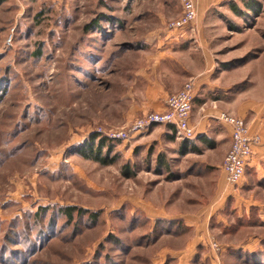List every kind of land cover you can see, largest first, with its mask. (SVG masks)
Returning <instances> with one entry per match:
<instances>
[{
  "label": "rangeland",
  "instance_id": "1",
  "mask_svg": "<svg viewBox=\"0 0 264 264\" xmlns=\"http://www.w3.org/2000/svg\"><path fill=\"white\" fill-rule=\"evenodd\" d=\"M179 2L0 0V264H264V159L231 185L208 166L227 139L204 146L190 120L189 139L164 123L135 131L167 109L157 93L180 67L167 36L185 28L182 57L214 67L210 102H254L264 119V0L243 15L213 3L183 28L170 24ZM196 82L168 93L191 83L196 97ZM99 137L110 164L82 156Z\"/></svg>",
  "mask_w": 264,
  "mask_h": 264
},
{
  "label": "crops",
  "instance_id": "2",
  "mask_svg": "<svg viewBox=\"0 0 264 264\" xmlns=\"http://www.w3.org/2000/svg\"><path fill=\"white\" fill-rule=\"evenodd\" d=\"M221 1L224 0H195L196 8H198L200 14H205L210 9V6L213 5V3H220ZM179 6L181 9L180 2H179ZM170 34L167 36V39L170 38L169 40L170 42H172V47H173L172 52L174 54H177L178 56L177 57L178 59L175 57V55H174L175 58L172 57V59L176 62L178 61L177 62L178 67L179 66L180 67L179 70L176 71L173 70L174 81L170 86V89L161 88L160 90H158L157 96L162 97V101L158 104V107L162 109L165 108V102L163 101L165 98H167L168 94H170L168 92L178 90L181 87L183 81L187 80V78H193V77L196 78L197 95L194 100L191 118H190L191 124L194 125L197 129L196 139L199 141V143L201 144L204 143L205 144L204 146H207L209 148H214L215 146L218 145L219 142L220 143L222 141L225 142L227 139L226 143H223L226 146V148L225 147L224 148L227 150L230 149L232 143L231 127L227 124L222 123L220 120L219 121L222 125V128L224 127L223 130L221 128H217V127L215 128L211 124L217 119V117L220 115L221 112L234 113L244 118L247 115V113H249L252 110V112H255L254 113L255 118L252 119V121L250 122L251 131L253 133L255 132L260 134L262 138V142L254 147L252 152L253 155L251 156L248 162V166H253V165L257 166L261 162V160L264 159V119L263 121L259 120L260 119L259 113L260 110L262 109L259 110L254 108V104H255L254 102L224 104L223 97L221 95H219V97L218 96L216 97L214 94L211 95L215 97L210 102L209 96H207V94L204 93L205 91L203 92V86L205 89L209 88L210 90H214L216 87H220L218 84L213 85L212 81H210V72H212L211 69L214 67L211 66V62H210L206 65V67L202 68L201 70L196 69V67L193 69L191 65L187 61H185L184 56L182 57L183 52H185L186 54H188L189 52L192 53L194 49L191 44L190 45L188 44V41L191 39L189 37L191 36L187 28L180 30L178 33L176 32ZM173 128L174 127L170 126V129ZM223 131H225L226 134H224ZM223 135H225L226 138H223ZM191 142H194L196 145L198 143L195 140H191ZM198 150L199 148L197 146L196 151ZM223 161L224 158L219 164H210V163L207 164L208 166L213 167L215 169L220 168L222 170V173L224 174V170L222 168Z\"/></svg>",
  "mask_w": 264,
  "mask_h": 264
},
{
  "label": "built area",
  "instance_id": "3",
  "mask_svg": "<svg viewBox=\"0 0 264 264\" xmlns=\"http://www.w3.org/2000/svg\"><path fill=\"white\" fill-rule=\"evenodd\" d=\"M182 15L172 21L175 27H185L198 16V8H196L195 0H179ZM166 110L163 112L152 113L143 121L135 124V131L144 129L153 123H164L175 127L180 135L185 138L193 136V127L190 125V117L192 113L195 96L193 95V86L187 83L181 90L173 92L167 96ZM219 119L231 127V147L226 153L222 163L226 183L234 185L245 174L248 162L252 156L255 146L261 143L259 134L252 133L245 119L239 116L230 115L222 112ZM128 134L123 131H116L108 135L110 139L125 138Z\"/></svg>",
  "mask_w": 264,
  "mask_h": 264
},
{
  "label": "trees",
  "instance_id": "4",
  "mask_svg": "<svg viewBox=\"0 0 264 264\" xmlns=\"http://www.w3.org/2000/svg\"><path fill=\"white\" fill-rule=\"evenodd\" d=\"M239 2H241L242 5H239V3H237L236 0H228V6L232 9V11L234 13H236L237 15H243L245 14V8L250 9L251 11H256L257 10V0H238ZM100 138V137H99ZM95 138H93V140H91L82 150V156L85 158H92L95 159L99 162H103L104 164H110L112 163L111 159L108 158L109 153L111 152L112 149V144L110 142H112L111 140H109L106 137H101L99 140V144L98 146L95 145L94 143ZM109 143L110 145H108V149H107V153L102 155V149L104 148L105 144ZM189 142V141H188ZM191 149H193L194 151H196L197 149V145L194 142H191L190 144ZM163 162H165L163 160ZM264 163V162H263ZM63 212L69 217L72 218V215L74 213V211L76 210L77 213L83 214L84 211L81 208H76V206H65L62 208ZM93 215V214H91ZM168 223L172 222V220H166ZM181 223V222H180ZM178 222V224H180Z\"/></svg>",
  "mask_w": 264,
  "mask_h": 264
}]
</instances>
